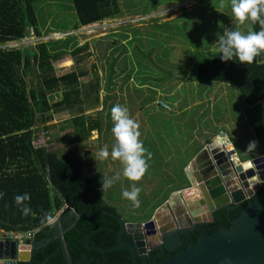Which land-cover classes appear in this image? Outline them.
I'll use <instances>...</instances> for the list:
<instances>
[{
	"label": "rangeland",
	"instance_id": "374dc122",
	"mask_svg": "<svg viewBox=\"0 0 264 264\" xmlns=\"http://www.w3.org/2000/svg\"><path fill=\"white\" fill-rule=\"evenodd\" d=\"M118 1L120 12L117 15L79 25L72 0H38L35 5L41 34L37 35L30 28L25 37L0 47L35 49L41 41H63L64 45L58 46L60 57L54 61L56 73L60 75L75 67L87 71L74 85L80 88V97L85 99L82 86L100 82L98 101L94 96L86 99L83 115L85 119L97 118L102 99L107 97L108 106L102 111L106 121L101 133L92 131L78 145L83 171L87 175L100 174V189L105 177L120 174V179L111 187L101 189V194L116 207L122 218L128 221L135 218L144 223L168 215L166 202L176 192H183L182 196H186L183 199H187L184 202L192 207L193 201L201 198L197 186L183 187L189 182L186 177L179 176L183 175L181 168L185 161L199 147L195 136L203 133L205 128L211 133L213 129L219 130L218 125L222 124L221 129L235 134L243 141L242 159L254 155L260 148V139L250 130L249 120H244L247 102L239 88L226 82L200 81L196 75L201 62L219 56L217 40L226 28L243 33L252 29L249 21L241 24L233 19L231 0ZM221 3L225 6L223 10ZM86 43L88 48L78 53L82 62L76 65L72 50ZM31 71L28 69V75ZM109 75L112 81L106 89ZM63 90L55 92L50 99L51 110L46 114L51 118L45 123L38 122L35 128L40 136L48 131L46 146L61 155L71 148L70 139L75 133L72 119L82 113L77 105L58 109ZM116 104L127 108L129 117L138 124V139L146 150L147 168L138 181L124 177L123 164L118 158L111 157L115 143L111 132L113 121L110 114L108 119L112 125L106 131L105 114ZM250 140H255L257 147L244 152ZM46 141L39 138L37 142ZM101 147H106L109 152L104 160L97 159ZM132 184L140 188L137 197L140 205L135 208L121 195L123 190H131ZM198 215L202 221L210 216L206 211ZM22 235L18 239L13 237L24 241L27 233Z\"/></svg>",
	"mask_w": 264,
	"mask_h": 264
},
{
	"label": "trees",
	"instance_id": "16d2710c",
	"mask_svg": "<svg viewBox=\"0 0 264 264\" xmlns=\"http://www.w3.org/2000/svg\"><path fill=\"white\" fill-rule=\"evenodd\" d=\"M37 1L0 0V45L25 37L30 28L37 35L41 34ZM72 4L79 25L101 21L120 12L118 0H72ZM250 23L253 31L259 30L258 23ZM61 44L64 42L58 40L51 43L41 41L35 49L28 46L0 47V230L31 233L30 259L21 260L19 264H68L66 250L74 264H133L128 250L113 248L121 230V223L113 214H119L101 194L100 174H84L77 149L92 131H103L106 120L102 111L108 106L107 97L102 99L98 117L85 119V100L94 96L98 101L101 85L99 81L87 87L83 85L85 99L80 97V88L74 85L87 71L75 67L60 75L56 73L54 61L60 57L58 46ZM87 48L86 43L72 50L76 65L82 62L78 53ZM28 69L32 70L31 75H28ZM196 75L200 81L226 82L239 88L247 102L246 117L264 146V54L245 65L235 57L233 61H221L219 56L207 58L198 65ZM111 81L109 75L106 89ZM62 89V103L58 109L77 105L82 112L72 119L75 133L70 139L71 148L63 155L46 144H33L39 136L35 129L38 122L45 123L51 118L46 114L51 110L50 99ZM109 115L105 114L106 131L112 125ZM24 192L30 197L26 202L30 208L27 215H21L13 202L15 195ZM260 193L261 188L238 207L216 210L212 221L201 223L199 230L192 233L193 241H198L202 230L214 233L222 226H231V220ZM58 212L64 227L63 237L58 235L53 222L50 225L40 223L45 213L54 217ZM123 238L131 239L127 233ZM185 247L180 246L174 253ZM157 251L149 252L148 264H152L154 258L161 261L168 257H155Z\"/></svg>",
	"mask_w": 264,
	"mask_h": 264
},
{
	"label": "water",
	"instance_id": "95a60500",
	"mask_svg": "<svg viewBox=\"0 0 264 264\" xmlns=\"http://www.w3.org/2000/svg\"><path fill=\"white\" fill-rule=\"evenodd\" d=\"M234 153L216 140L193 158L185 169L189 185L184 186H197L199 190L201 198L193 201V207L185 203L187 199L183 197H179L181 202L176 201L174 205L168 200V215L144 223L113 214L121 223L113 248L128 250L133 264H148V253L152 250H158L155 257L168 255L161 261L154 258L152 264H264V154L237 161L232 159ZM259 188L261 193L231 220V226H222L214 233L202 230L198 241H193L194 230L208 222L202 221L199 213L206 211L213 218L216 210L238 207L253 189ZM54 227L63 237L64 227H60L58 221ZM125 233L131 239L125 240ZM150 238L154 240L150 241ZM64 244L67 246L66 242ZM182 245L186 247L174 253ZM32 247L30 238L21 242L14 239L12 231L3 232L0 235V264H19L21 260L30 259ZM65 255L68 264H74L67 250Z\"/></svg>",
	"mask_w": 264,
	"mask_h": 264
},
{
	"label": "clouds",
	"instance_id": "9594fccd",
	"mask_svg": "<svg viewBox=\"0 0 264 264\" xmlns=\"http://www.w3.org/2000/svg\"><path fill=\"white\" fill-rule=\"evenodd\" d=\"M223 7V3L220 5ZM232 17L237 23H243L246 19L258 23L259 30H249L246 33L235 28H226L219 36L217 43L221 61H233L235 57L240 64H251L254 58L264 54V0H231ZM111 128L115 143L111 149V157L119 159L123 164L122 175L130 181H138L144 174L147 163L145 148L139 141L138 124L129 117L127 108L116 104L110 109ZM257 147L255 140H250L244 152H251ZM109 156L106 147H101L97 152V159L104 160ZM150 156V153L148 154ZM120 174L105 177L101 189L111 187ZM131 190H123L122 197L131 202L132 207H139L138 194L140 188L135 184L130 185ZM2 195V193H0ZM30 199L29 194L24 192L13 197V202L18 206L21 215H27L30 208L26 203ZM53 217L45 213L41 224H51ZM14 234V232H13ZM25 242V241H21Z\"/></svg>",
	"mask_w": 264,
	"mask_h": 264
},
{
	"label": "crops",
	"instance_id": "0c3cea01",
	"mask_svg": "<svg viewBox=\"0 0 264 264\" xmlns=\"http://www.w3.org/2000/svg\"><path fill=\"white\" fill-rule=\"evenodd\" d=\"M225 8V6H223V7H221L220 6V9L221 10H223ZM247 20V19H246ZM245 20V21H246ZM244 21V22H245ZM247 21H249V20H247ZM249 23H250V21H249ZM250 26H251V23L249 24ZM251 29H252V31H253V28H252V26H251ZM230 86V85H229ZM216 101V100H215ZM162 106V105H161ZM204 117H207V115H205ZM244 120H247L248 121V118L247 117H244ZM222 124H219L218 125V127H219V130H216V129H213V130H211V133H209L208 131H209V129H207V128H205L204 129V132L203 133H200V134H197L196 136H195V138H196V142H197V144H198V149L192 154V156L190 157V158H188L186 161H185V163L183 164V166H182V173H183V175H181V176H179V177H186V180L188 181V178H187V176L186 175H184V172H185V169L187 168V167H189V164H190V162L193 160V158L197 155V153L202 149V148H204L205 146H207L208 145V143H211L212 141H216V140H220V142L226 147V149H228V150H234L235 151V154H236V156H237V158H238V160L239 161H246V160H251V159H253V158H256V157H259L260 155H263L264 154V146L262 145V143L260 142V148H257V150L253 153L254 155H251V156H248V157H245V159H242L241 157H240V153H243L242 151V148H241V142H243L242 140L240 141L239 139H237V136L235 135V134H231L230 132H227L225 129H221L220 128V126H221ZM249 126V128H250V130L253 132V134H254V136L257 138V136H256V134H255V132H254V130L252 129V126H250V124L248 125ZM251 133V132H250ZM220 137V138H219ZM240 141V142H239ZM245 155V154H244ZM237 160V161H238ZM181 181V180H180ZM179 181V182H180ZM182 185V184H181ZM187 185H189V183L188 184H184L183 185V187L184 186H187ZM188 189H190V188H188ZM188 189H186V190H188ZM182 194L184 195V193L182 192ZM182 194L180 193V195H181V197H183L182 196ZM184 199L186 198V196H184L183 197ZM182 198V199H183ZM174 205V204H173ZM156 207V206H155ZM141 214H144V212H142ZM209 216V215H208ZM59 222V224H60V227H61V221H60V213L58 212L54 217H53V223L55 224V222ZM129 221H136L135 220V218H133L132 220H129ZM138 221V220H137ZM206 221H212V218L209 216V218L206 220ZM3 232H6V231H4V230H0V235H2V233ZM28 238H30L31 239V235H30V237H26L25 239H24V241L26 240V239H28Z\"/></svg>",
	"mask_w": 264,
	"mask_h": 264
},
{
	"label": "built area",
	"instance_id": "2783aa9c",
	"mask_svg": "<svg viewBox=\"0 0 264 264\" xmlns=\"http://www.w3.org/2000/svg\"><path fill=\"white\" fill-rule=\"evenodd\" d=\"M165 106H166V105H165ZM45 134H47V135H45ZM48 137H49V135H48V132L46 131V132L43 133L42 136L39 135L37 138H35L34 141H33V144H34L35 146H42V145H45V144L47 143L46 140H47ZM39 138H42V140H43V141H46V142H43L42 144H39V143L37 142V141L39 140ZM219 138H220V137H219ZM232 159H234V160H235V159H236V160L238 159L235 153L232 155ZM257 191H258V189H253L252 194H251V195H248V196L246 197V199H250L251 197H253V196L256 194ZM246 199H245V200H246ZM13 235H14V237H15L16 239H18L20 236H23L22 233H16V232H14ZM30 235H31V233L28 232L27 235L24 236V237H25V238H26V237H30Z\"/></svg>",
	"mask_w": 264,
	"mask_h": 264
},
{
	"label": "bare ground",
	"instance_id": "6f19581e",
	"mask_svg": "<svg viewBox=\"0 0 264 264\" xmlns=\"http://www.w3.org/2000/svg\"><path fill=\"white\" fill-rule=\"evenodd\" d=\"M228 150V149H227ZM179 193H175L174 195H173V197L171 198V200H170V202L173 204V203H176V201H177V199L179 198Z\"/></svg>",
	"mask_w": 264,
	"mask_h": 264
},
{
	"label": "flooded vegetation",
	"instance_id": "af4514ba",
	"mask_svg": "<svg viewBox=\"0 0 264 264\" xmlns=\"http://www.w3.org/2000/svg\"><path fill=\"white\" fill-rule=\"evenodd\" d=\"M213 219H214V217L212 218V220H213ZM198 228H199V227H198ZM198 228H197L196 230H199ZM196 230H194V232H195ZM32 248H33V247H32ZM149 252H150V251H149ZM148 255H149V253H148Z\"/></svg>",
	"mask_w": 264,
	"mask_h": 264
}]
</instances>
